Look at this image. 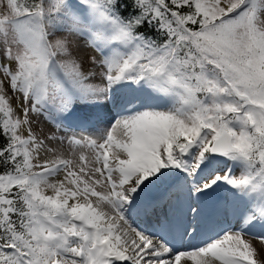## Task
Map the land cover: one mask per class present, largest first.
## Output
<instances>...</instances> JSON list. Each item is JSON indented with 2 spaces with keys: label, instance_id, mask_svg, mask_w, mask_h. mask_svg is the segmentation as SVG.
Masks as SVG:
<instances>
[{
  "label": "snow or ice",
  "instance_id": "snow-or-ice-1",
  "mask_svg": "<svg viewBox=\"0 0 264 264\" xmlns=\"http://www.w3.org/2000/svg\"><path fill=\"white\" fill-rule=\"evenodd\" d=\"M249 236L264 0H0V264H264Z\"/></svg>",
  "mask_w": 264,
  "mask_h": 264
},
{
  "label": "rangeland",
  "instance_id": "rangeland-1",
  "mask_svg": "<svg viewBox=\"0 0 264 264\" xmlns=\"http://www.w3.org/2000/svg\"><path fill=\"white\" fill-rule=\"evenodd\" d=\"M83 54H84V53H82V52H78V53H77V55H83ZM16 102H17L16 99L13 98V100H12L13 105H15ZM43 127H44V129H45V132H47L49 126H48L47 124H44ZM218 192H219V195L223 194V193H222V190H218ZM216 194H217V196H218V193H216ZM246 238L249 239V240H251V242H252V243L254 244V246L257 248L259 258L262 259V260H264V243L260 242L259 240H256L255 238H253V237H251V236L246 237Z\"/></svg>",
  "mask_w": 264,
  "mask_h": 264
},
{
  "label": "bare ground",
  "instance_id": "bare-ground-1",
  "mask_svg": "<svg viewBox=\"0 0 264 264\" xmlns=\"http://www.w3.org/2000/svg\"><path fill=\"white\" fill-rule=\"evenodd\" d=\"M217 195V194H216ZM197 242L196 241H192L191 245H195ZM188 245V242H186V244L184 245L185 247Z\"/></svg>",
  "mask_w": 264,
  "mask_h": 264
}]
</instances>
